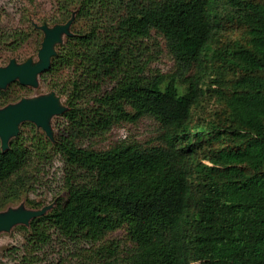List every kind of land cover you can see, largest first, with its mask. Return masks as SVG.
<instances>
[{"label": "trees", "instance_id": "1", "mask_svg": "<svg viewBox=\"0 0 264 264\" xmlns=\"http://www.w3.org/2000/svg\"><path fill=\"white\" fill-rule=\"evenodd\" d=\"M56 4V24L72 18L71 34L37 79L66 109L53 138L22 122L0 147V211L42 189L54 204L18 226L23 243L4 255L17 264H264V0ZM234 28L242 38L213 46ZM33 29L0 27V49H18ZM153 35L171 73L151 68ZM30 90L8 84L0 108ZM205 96L220 107L193 122ZM141 118L155 122L153 138L95 146ZM27 203L45 206L41 196ZM118 230L124 242L106 243Z\"/></svg>", "mask_w": 264, "mask_h": 264}, {"label": "rangeland", "instance_id": "2", "mask_svg": "<svg viewBox=\"0 0 264 264\" xmlns=\"http://www.w3.org/2000/svg\"><path fill=\"white\" fill-rule=\"evenodd\" d=\"M59 18L60 14L58 13L56 0H0V27L5 29L34 28L33 31H31L29 38L24 41L18 49L14 51L0 49V67L6 66L10 60H14L17 64L24 63L27 60H30L33 64L38 62L37 54L44 38V33L39 29V26L46 24L51 28L56 23L64 21ZM80 25L79 22H74L70 29L75 31L76 29L81 28ZM243 35L244 32L240 28L225 29L218 37H216L213 46L216 47L223 45L228 40L242 38ZM153 37L158 41L159 48L152 51L153 60L151 62V68L160 71L162 74L171 73L173 71V61L164 47L163 40L156 35H153ZM29 87L31 90L28 91L23 98L33 99L53 93L57 97L58 104L66 108L63 96L58 95L54 90L50 89L46 83H42L37 79V85ZM219 107L218 102L212 98L210 99L208 96L203 97L200 102L193 107V122L208 119ZM60 121L61 119L56 118V116H52L49 119L52 138L53 131L56 130L55 126ZM20 128L21 126L19 124L18 131ZM155 131L156 124L153 120L149 118H141L135 123H125L114 126L106 134L103 140H95L94 143L98 148H105L110 143H114L121 139L146 142L151 137L153 138ZM57 166L58 163L55 164V167ZM38 194L39 195L29 194L26 195L27 197L22 195L19 199L10 202L3 211H0V213H6L9 210L31 209L27 203L28 200H40V196L45 206H49L50 208L53 206L54 201L50 192L46 189H42ZM19 225L20 224H17L7 231L0 232V264H17L11 258L6 257L4 251L10 247L22 245L23 232L19 229ZM106 238V243L117 239H122L124 242L122 230L115 231L109 234ZM54 249H57V245H55ZM77 250L78 249H73L74 254H76ZM80 252L85 254V249L82 248ZM66 257L68 258L69 256ZM67 261L70 262V264L77 263L76 259L71 258V256Z\"/></svg>", "mask_w": 264, "mask_h": 264}, {"label": "water", "instance_id": "3", "mask_svg": "<svg viewBox=\"0 0 264 264\" xmlns=\"http://www.w3.org/2000/svg\"><path fill=\"white\" fill-rule=\"evenodd\" d=\"M71 22L72 18L51 28L46 24L39 26L44 38L37 54L38 62L33 64L27 60L17 64L14 60H10L6 66L0 67V89H4L14 81L22 86H36L38 76L49 68L50 58L54 55V45L60 42L63 36L71 34L69 31ZM65 109L58 104L57 97L53 93L33 99L22 98L16 103L0 108L1 149L8 148V141L17 136L18 125L22 122L33 123L46 136L52 138L49 119L61 114ZM49 208L44 206L40 209H17L0 213V232L7 231L17 224L26 225L32 218L43 215Z\"/></svg>", "mask_w": 264, "mask_h": 264}]
</instances>
